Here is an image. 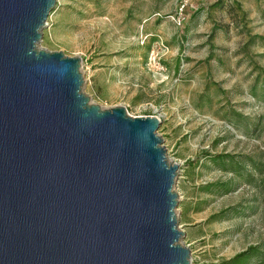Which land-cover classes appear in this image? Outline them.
Returning <instances> with one entry per match:
<instances>
[{"label": "rangeland", "instance_id": "374dc122", "mask_svg": "<svg viewBox=\"0 0 264 264\" xmlns=\"http://www.w3.org/2000/svg\"><path fill=\"white\" fill-rule=\"evenodd\" d=\"M182 3L57 0L39 47L81 59L91 103L160 118L192 264H264V0Z\"/></svg>", "mask_w": 264, "mask_h": 264}, {"label": "water", "instance_id": "95a60500", "mask_svg": "<svg viewBox=\"0 0 264 264\" xmlns=\"http://www.w3.org/2000/svg\"><path fill=\"white\" fill-rule=\"evenodd\" d=\"M57 0H0V264H192L156 115L100 108L39 47Z\"/></svg>", "mask_w": 264, "mask_h": 264}, {"label": "trees", "instance_id": "16d2710c", "mask_svg": "<svg viewBox=\"0 0 264 264\" xmlns=\"http://www.w3.org/2000/svg\"><path fill=\"white\" fill-rule=\"evenodd\" d=\"M218 157L227 158V160L226 159L222 160L223 161L222 163L226 164L227 167L228 166L230 167V165H232V163L228 159L227 155L219 154ZM259 166L261 167V169H259V171L262 172L264 170V163L262 165H259ZM228 185H230L229 182L218 183V186H220L221 191H223L225 194H228L230 192L231 187H229ZM257 253H260L261 255H263V252L258 250V247L252 246V247L248 248L246 251H243V252L236 254V256L232 259L220 261L219 264H243V262L246 258H249L252 255L257 254Z\"/></svg>", "mask_w": 264, "mask_h": 264}, {"label": "built area", "instance_id": "2783aa9c", "mask_svg": "<svg viewBox=\"0 0 264 264\" xmlns=\"http://www.w3.org/2000/svg\"><path fill=\"white\" fill-rule=\"evenodd\" d=\"M187 2H190V0H183V3L179 7V11H182V9L185 7V5H186Z\"/></svg>", "mask_w": 264, "mask_h": 264}]
</instances>
